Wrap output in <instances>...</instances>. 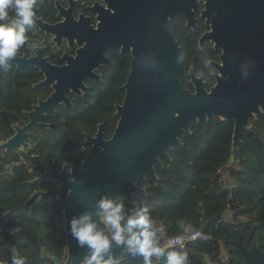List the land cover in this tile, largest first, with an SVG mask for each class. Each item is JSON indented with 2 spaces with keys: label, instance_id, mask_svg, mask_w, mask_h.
Returning a JSON list of instances; mask_svg holds the SVG:
<instances>
[{
  "label": "trees",
  "instance_id": "obj_1",
  "mask_svg": "<svg viewBox=\"0 0 264 264\" xmlns=\"http://www.w3.org/2000/svg\"><path fill=\"white\" fill-rule=\"evenodd\" d=\"M45 1L47 7L53 5V0ZM52 15L45 19L50 21ZM203 29L194 34L183 28L173 31L180 47V78L188 89L190 67L196 76L205 73L206 87L214 83L203 57L207 54L217 60L219 51L210 45L198 46ZM32 30L27 32L28 41ZM26 50L25 45L18 54ZM111 59L114 65L99 69V80H87L81 96L69 95L71 106L59 105L37 118L46 126L26 136L27 152L0 154V260H10L13 247L26 257V264H56L54 258H65L64 229L57 222L63 219L62 203L59 211L57 196L53 200L33 196L52 188L49 180H36L40 173L32 170L34 157L46 167L54 163L60 171L64 164L70 168L94 154L91 146L81 143L86 135L95 134L99 124L103 137H111L117 123L115 105L123 101L129 73V60H121L118 54ZM40 79L36 68L0 67V143L13 135L15 124L27 122L25 112L50 93L48 87H34ZM233 126V120L217 117L193 120L188 132H182L179 142L167 151L168 158L155 167L157 181L147 176L139 185L143 191L126 201L128 209L141 204L149 207L156 223L166 228L161 236L165 246L168 238L185 233L182 223L200 230L202 236L187 241L184 248L167 247L187 251L190 264H220L223 253L227 264H264V116L242 130L235 150ZM19 155L21 163L4 172V165ZM224 172L232 182H225ZM226 210H230L228 216ZM123 264H143V260L128 257ZM159 264H165L163 258Z\"/></svg>",
  "mask_w": 264,
  "mask_h": 264
},
{
  "label": "water",
  "instance_id": "obj_2",
  "mask_svg": "<svg viewBox=\"0 0 264 264\" xmlns=\"http://www.w3.org/2000/svg\"><path fill=\"white\" fill-rule=\"evenodd\" d=\"M200 3L203 8L199 17L210 29L201 35L199 44L210 42L220 54L219 61H213L214 85L207 89L203 77L190 69L188 89L180 78V47L165 21L184 15L188 26L195 24ZM133 11L135 14L129 16L134 18L125 31L119 20L112 24L100 20L93 29L81 17L55 24L37 18L34 26L53 35L58 44L65 38L71 45L74 37L79 44L85 43L76 50L75 57L65 58L64 66L42 58V50L35 49L34 44L29 47L36 56L17 55L10 62L17 67L38 68L44 79L35 87L51 85L53 90L25 112L27 123L15 124L13 135L0 143V151L15 154L27 152L30 145L26 136L46 126L37 121L38 116L53 112L58 105L71 106L66 93L79 95L85 89L86 78H98L95 70L110 64L104 55L106 48L123 45L122 51L131 52L125 96L121 104L115 105L117 123L111 137H103L99 124L95 134L86 135L81 143L91 146L94 154L79 165L69 168L64 164L60 171L54 163L46 169L44 161L34 157V169L40 173L36 180L47 179L56 185L33 196L51 200L63 196L66 256L54 258L56 264H79L86 252L72 237L68 221L86 209L95 211L96 201L103 195H123L131 202L134 193L143 191L139 185L147 176L157 181L155 167L168 158L167 151L179 142L182 132H188L193 120H233L235 150L242 130L249 129L256 117L264 116V0H137ZM246 60L252 61V67L245 79L239 65ZM113 250L121 255L118 247ZM128 257L142 259L124 256Z\"/></svg>",
  "mask_w": 264,
  "mask_h": 264
},
{
  "label": "clouds",
  "instance_id": "obj_3",
  "mask_svg": "<svg viewBox=\"0 0 264 264\" xmlns=\"http://www.w3.org/2000/svg\"><path fill=\"white\" fill-rule=\"evenodd\" d=\"M37 0H0V67L5 70L28 42L27 32L37 20ZM12 13L13 15H10ZM153 57V63H155ZM203 66L212 75V59L205 54ZM252 61H242L239 69L247 78ZM205 75L203 71L199 73ZM126 197L103 195L96 201L95 211L85 210L68 221V229L79 247L86 249L79 264H123L124 256L141 257L143 264H190L187 251H168L161 242L166 228L158 225L146 205L126 207ZM186 231L187 227L182 223ZM121 255H116L114 248ZM0 264H26V257L13 247L10 260Z\"/></svg>",
  "mask_w": 264,
  "mask_h": 264
},
{
  "label": "flooded vegetation",
  "instance_id": "obj_4",
  "mask_svg": "<svg viewBox=\"0 0 264 264\" xmlns=\"http://www.w3.org/2000/svg\"><path fill=\"white\" fill-rule=\"evenodd\" d=\"M57 2H58V5H57ZM136 2L137 0H53V5H51L50 7H47L45 0H37L36 10H37V17L42 18L43 21L48 22L50 24H55V23L64 21L65 19L78 20L81 17L82 19H85L88 22V25L90 27H92L93 29H97V24L99 23L100 20L106 19L108 20L110 24H112L116 20H119L121 21L122 28L125 31L127 27L130 28L131 21L134 18L132 15L129 16V13L135 14V11H133V9L136 6ZM202 8H203V4L200 3L197 7V10L195 11L196 22L195 24L193 23L191 26H188V21L184 15H179L174 20H170L169 18H167L165 22L173 36H174L173 31H178L179 29H182V28L184 29L185 32L187 33L190 32V34L192 33L194 34L197 32L198 29L203 27L204 29L202 30L197 40L198 46L203 47V46L210 45L211 48H213V45L210 42H205L201 45L199 44V39L201 35L204 32L209 31L210 29V27L205 24V20L199 17V14ZM48 13L53 14L52 19L50 21L45 19V16ZM58 15H62V17L58 18L57 17ZM32 28L34 30H32V34L29 36V41L26 44L27 50L23 51L21 54H18L19 56L26 55L28 58L36 56V53L33 51V48L29 47V44H34L35 49L42 50L41 51L42 58H47V60L51 64L60 67V66H64L67 64V61L65 60V58L75 57L76 50L82 47L83 44L85 43V42H82L81 44H79L77 42V38L74 37L71 39V45L69 44V40L65 38H61L58 44L56 41H53V37H54L53 35L46 34L45 32H41L36 26H33ZM122 46L123 45H120L117 47H110L104 50V55L105 57L108 58V60L110 61V64L99 66L95 70L96 74L98 75V78H86L83 82L84 85L87 80H99L101 74L100 72H98V70L104 67H109V66L114 65L115 62L111 59V56L115 54H118L119 56H121L122 57L121 60H125V61L129 60L128 64H129V70H130L131 52L122 51ZM214 50L219 51V54H220L219 49H214ZM212 61H219L218 57H217V60H212ZM20 67H24V66H20ZM32 68H36V67H31L29 69H32ZM36 69L39 71L38 68ZM190 69H192V67H190L188 70L189 80H190V73H189ZM39 74L41 75V79L38 82L43 81L44 79V75L41 74L40 71H39ZM37 83L34 84V87ZM42 87H48L51 90L50 93L44 99L40 98L41 100H45L52 93L53 90L51 88V85H45V86H40L36 88H42ZM123 88H124V85H123ZM85 90H86V86H85V89H83L81 94L79 95L72 93L70 91L67 92L66 95L68 96V98L70 94L75 95V96H81ZM40 116H45V115H40ZM27 121H28V118H27ZM47 168L49 167H46V169ZM50 183L52 184V187L56 185L53 181H50Z\"/></svg>",
  "mask_w": 264,
  "mask_h": 264
},
{
  "label": "built area",
  "instance_id": "obj_5",
  "mask_svg": "<svg viewBox=\"0 0 264 264\" xmlns=\"http://www.w3.org/2000/svg\"><path fill=\"white\" fill-rule=\"evenodd\" d=\"M3 153H4V151L0 152L1 155H3ZM21 161H22V156L19 155L17 160L10 161L4 165V172L11 171L12 168L15 167L16 165L20 164ZM225 214H226V216H228L230 214V210H226ZM201 236H202L201 231L195 230L192 233H182L179 235L172 236V237L168 238L166 243H167V245H170L172 247L184 248L187 241H189L191 239L199 238ZM220 260H221L220 264H227V256L224 253L220 256ZM217 264H219V263H217Z\"/></svg>",
  "mask_w": 264,
  "mask_h": 264
},
{
  "label": "rangeland",
  "instance_id": "obj_6",
  "mask_svg": "<svg viewBox=\"0 0 264 264\" xmlns=\"http://www.w3.org/2000/svg\"><path fill=\"white\" fill-rule=\"evenodd\" d=\"M215 83V82H214ZM214 83L212 84V85H214ZM211 85V86H212ZM210 87H207V89H209ZM45 168H46V166H45ZM34 172H36V170L33 168L32 169ZM223 177L226 179V182L227 183H230V182H232V179L230 178V176L226 173V172H224L223 173ZM50 182V181H49ZM62 198H61V196H57V203H58V210L60 211V204L62 203ZM226 215V214H225ZM57 222L58 223H60L61 224V229H62V227H63V229H64V223H63V219L62 218H60V219H58L57 220ZM195 230H193L192 228H187V230L185 231V233H192V232H194Z\"/></svg>",
  "mask_w": 264,
  "mask_h": 264
},
{
  "label": "crops",
  "instance_id": "obj_7",
  "mask_svg": "<svg viewBox=\"0 0 264 264\" xmlns=\"http://www.w3.org/2000/svg\"><path fill=\"white\" fill-rule=\"evenodd\" d=\"M225 182H226V179L224 178ZM227 183V182H226Z\"/></svg>",
  "mask_w": 264,
  "mask_h": 264
}]
</instances>
